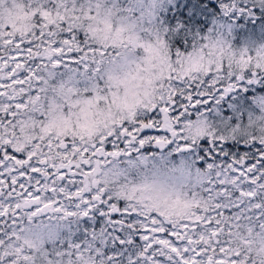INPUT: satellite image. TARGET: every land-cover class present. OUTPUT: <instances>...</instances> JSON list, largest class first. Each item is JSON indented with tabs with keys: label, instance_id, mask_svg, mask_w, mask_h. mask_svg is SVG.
Wrapping results in <instances>:
<instances>
[{
	"label": "snow or ice",
	"instance_id": "6c2138e0",
	"mask_svg": "<svg viewBox=\"0 0 264 264\" xmlns=\"http://www.w3.org/2000/svg\"><path fill=\"white\" fill-rule=\"evenodd\" d=\"M0 264H264V0H0Z\"/></svg>",
	"mask_w": 264,
	"mask_h": 264
},
{
	"label": "trees",
	"instance_id": "16d2710c",
	"mask_svg": "<svg viewBox=\"0 0 264 264\" xmlns=\"http://www.w3.org/2000/svg\"><path fill=\"white\" fill-rule=\"evenodd\" d=\"M245 33H241L240 35L242 36V35H244ZM238 39H239V36H238Z\"/></svg>",
	"mask_w": 264,
	"mask_h": 264
}]
</instances>
